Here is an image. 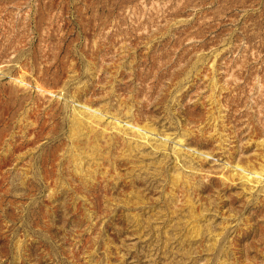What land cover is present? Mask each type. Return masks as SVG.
<instances>
[{
  "label": "rangeland",
  "instance_id": "1",
  "mask_svg": "<svg viewBox=\"0 0 264 264\" xmlns=\"http://www.w3.org/2000/svg\"><path fill=\"white\" fill-rule=\"evenodd\" d=\"M0 264H264V0H0Z\"/></svg>",
  "mask_w": 264,
  "mask_h": 264
}]
</instances>
